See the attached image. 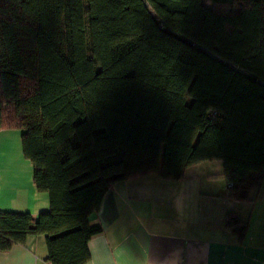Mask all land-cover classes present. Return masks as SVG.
Masks as SVG:
<instances>
[{"label":"trees","instance_id":"trees-1","mask_svg":"<svg viewBox=\"0 0 264 264\" xmlns=\"http://www.w3.org/2000/svg\"><path fill=\"white\" fill-rule=\"evenodd\" d=\"M0 0V131L48 212H0V252L45 235L47 264H87L113 185L220 161L228 199L264 181V0ZM214 177V176H212ZM211 177V178H212ZM242 242L248 224L228 212Z\"/></svg>","mask_w":264,"mask_h":264},{"label":"crops","instance_id":"crops-1","mask_svg":"<svg viewBox=\"0 0 264 264\" xmlns=\"http://www.w3.org/2000/svg\"><path fill=\"white\" fill-rule=\"evenodd\" d=\"M22 136L19 130L0 131V212L37 217L48 212L49 197L34 186ZM157 178L122 181L107 192L100 209L88 217L102 232L88 240L87 264H264V181L251 201H235L227 198L223 183L215 189L207 179L197 192L191 177ZM196 197L207 208L193 213L198 224L192 226ZM228 212L248 224L241 243L223 225ZM46 257L45 235L28 236L24 244L1 251L0 264H47Z\"/></svg>","mask_w":264,"mask_h":264},{"label":"rangeland","instance_id":"rangeland-1","mask_svg":"<svg viewBox=\"0 0 264 264\" xmlns=\"http://www.w3.org/2000/svg\"><path fill=\"white\" fill-rule=\"evenodd\" d=\"M202 2L206 6L210 5V1L209 0H202ZM221 172H222V164H221L220 161L206 162V163L200 164L198 166L186 169L185 176H184L183 179L187 180V181L191 180L194 183L193 186H194V189L197 192L199 190H201V189H205L206 188L205 186H206V180L207 179H209V186L210 185H214V188L217 189L216 185H221L222 183L224 185H226L224 179L217 177V175H219ZM144 176L145 177H150V178L154 177V178L158 179L157 175H155V174H149V175H144ZM212 176H214V177H212ZM140 177H143V176H140ZM188 177H191V178L188 180ZM183 179H180V180H183ZM165 181H167V180H165ZM168 181H170V180H168ZM176 181H179V180H176ZM170 182H174V181H170ZM148 184L149 183H147L145 185H148ZM153 189L155 190L156 187H151V190H153ZM161 189H164V188L161 187ZM134 192H138V190L131 191V194H135ZM150 195L156 196V195H158V193L151 192ZM200 199H201V197H196V200L193 201L194 204L192 203V205H191V208L194 211V212H192V216H191L193 220L195 218L193 213H195L196 211L200 210L201 208L204 209V210H206V208H207L206 204H203V203L200 204ZM196 214H197V217H199L200 213L197 212ZM197 222H198L197 220H194V222L192 221L191 222L192 226L198 224Z\"/></svg>","mask_w":264,"mask_h":264}]
</instances>
